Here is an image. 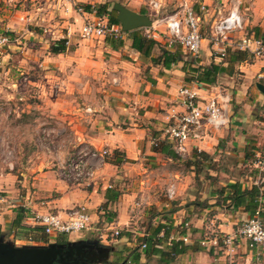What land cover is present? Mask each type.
Returning a JSON list of instances; mask_svg holds the SVG:
<instances>
[{"label":"crops","instance_id":"obj_1","mask_svg":"<svg viewBox=\"0 0 264 264\" xmlns=\"http://www.w3.org/2000/svg\"><path fill=\"white\" fill-rule=\"evenodd\" d=\"M26 1L27 7L23 4V9L8 11L13 13L8 22L6 18L10 14L0 16V29L21 32L18 38L15 34L8 35L10 40L0 52V74L32 70L35 77L23 86L11 81L0 87V137L6 136L10 128L19 127L33 136L37 146L26 148L19 144L15 150L2 140V156L8 147L14 155L15 166L14 152L22 158L18 174L0 167V192L8 200L0 202L1 232L12 240L18 236L15 243L35 244L44 234L41 230L27 234L13 224L22 214L18 208L24 209L21 222L28 223L34 210L64 214L76 205L86 204L91 229L67 238L77 240L88 233H102L97 222L106 208L117 212L115 218L107 221V228L118 226L128 230L129 207L139 206L144 209L141 217L145 223L141 228L145 227V232L158 224L166 227L170 224L169 239L185 236V243L192 246L172 264H264V258L256 259L245 238L235 236L238 224L252 215L243 207L215 203L218 190L227 183L238 181L242 188H250L259 177L256 160L264 153V94L256 84L264 85V55L253 57L246 51L251 55L248 59L236 60L234 51L236 43L244 36L264 40V0H238L244 29L231 34L225 56L216 55L208 30L196 58L199 65L222 66L223 72L214 84L186 82L182 61L169 68L154 64L148 56L132 48L131 36L123 31L118 38L121 43L109 34L81 38V25L96 15L86 11L83 5L93 7L107 0H76L72 4L63 0ZM118 1L138 12L148 10L145 0ZM179 1L161 0L162 9L171 3L172 12ZM2 2L10 4L9 0H0V4ZM202 2L207 4L210 29L215 13L219 17L228 10L229 0ZM199 5L200 2L193 4L196 11ZM81 6L83 11L77 9ZM166 36L160 32L154 39L173 50L177 45L168 48ZM58 40H64L65 48L52 52L51 44ZM152 54L157 56L158 50H153ZM38 72L43 77L38 78ZM185 85L201 97L219 94L229 101V124L208 132L207 137L195 144L209 155L211 162L204 165L211 177L201 184L196 183L193 171L183 173L177 166L192 156V144L186 156L178 155L177 159L153 145L154 138L159 142L164 140L160 131L171 112L182 109L177 94ZM18 86L33 95L15 94ZM7 120L13 123L9 125ZM25 120L27 123L20 127L18 122ZM45 122L51 126L45 127ZM41 125L46 136L53 133L55 142L49 144L51 136L49 141L40 142ZM79 146L109 151L96 183L88 187L63 179L58 170V163ZM188 166L194 170L193 165ZM261 174L263 180L259 185L264 191V168ZM170 188L172 196L167 191ZM114 195L115 199H108ZM260 201L264 203V196ZM182 231L185 233L181 234ZM25 235L35 241L21 240ZM225 238H231L232 252L228 250V243H224ZM203 240L206 244H201ZM132 245L115 247L123 256ZM139 252L141 263L145 256L143 250ZM133 257L134 253L128 255L126 263L132 264Z\"/></svg>","mask_w":264,"mask_h":264},{"label":"built area","instance_id":"obj_2","mask_svg":"<svg viewBox=\"0 0 264 264\" xmlns=\"http://www.w3.org/2000/svg\"><path fill=\"white\" fill-rule=\"evenodd\" d=\"M69 4L76 0H63ZM146 5L154 11L155 18H152V25L140 28L147 37L156 38L160 35L158 25H164L166 33V46L179 45L183 50L193 57H197L201 51L203 35V15L207 13V4L200 3L196 11L192 0H180L176 8L167 14H161V0H145ZM83 11L82 6L77 8ZM92 13H95L92 10ZM207 15V14H206ZM244 29L243 17L240 13L239 1L229 0V8L225 14H220L214 19L209 29V39L212 41L213 50L216 55L223 57L226 54L227 46L231 42V34ZM79 34L81 38H100L107 34L114 38H120L122 34L120 24H109L105 17L96 16L87 18L81 25ZM10 38L6 33L0 32V52ZM236 48L250 52L253 57L264 55V40L260 37L244 36L236 43ZM1 61V60H0ZM1 63V62H0ZM178 100L182 109L172 111L171 117L161 129V138L171 142L173 151L185 157L192 144L197 152L200 149L195 145L207 137L208 132L220 130L229 124L227 114L228 99L220 97L219 94L209 98L201 97L200 94L188 85L178 90ZM154 144V141H153ZM108 150L106 148H95L91 146H79L65 159L58 163L60 176L74 184L91 186L96 183L98 171L105 163ZM5 155L0 162L4 169L13 170L15 167L14 155L10 148H6ZM256 165L259 170V177L256 184L262 182V171L264 168V153L257 157ZM2 171H4L1 168ZM110 187V185H108ZM172 196L173 189L167 190ZM7 198L0 192V202H7ZM28 224L39 226L44 235L53 234L81 235L91 229L90 214L86 204H79L66 210L64 214L57 211L34 210L28 217ZM119 231L113 230L112 236H117ZM147 236V233H144ZM245 238L248 246L254 251L257 260L264 258V222L259 216V210L247 220L238 224L236 235ZM97 237L101 242H106L108 235L98 233ZM185 242L187 238L181 237ZM228 243V250L232 252L231 238H225ZM201 244H206L205 240ZM145 247L144 244L141 245ZM258 264H261L260 262Z\"/></svg>","mask_w":264,"mask_h":264},{"label":"trees","instance_id":"obj_3","mask_svg":"<svg viewBox=\"0 0 264 264\" xmlns=\"http://www.w3.org/2000/svg\"><path fill=\"white\" fill-rule=\"evenodd\" d=\"M114 0H107L104 3L96 4L93 7L89 4L83 5L86 11H95V14L99 17H105L108 19L109 24H119L116 20V12L111 9L112 2ZM141 13H147V11H141ZM128 33L132 38V48L136 51L148 56L154 64H162L164 68H169L173 64L179 61L183 62V70L185 73L184 80L186 82H197V83H208L214 84L218 75L223 72V68L219 64L211 63L209 65H199L198 59L196 57L190 56L188 53L184 54L179 45L175 46L172 50L166 49L164 46L159 44L155 39L147 37L143 32L138 29L123 31ZM121 43L118 38L116 39ZM64 40H58L51 44L52 52H61L64 50ZM158 50V55L153 56V50ZM236 60L248 59L249 55L245 50H235ZM226 55V54H225ZM161 136V131H160ZM164 139V138H162ZM154 147L160 148V151L168 155L173 159H177L178 155L173 151L172 144L170 141L164 139L158 141L157 138L153 139ZM210 162V157L208 154L196 150L192 151V156L185 161L187 165H193L195 170V175H198L200 169L205 167L204 165ZM211 162L208 165H210ZM206 166V167H207ZM196 177V176H195ZM264 196V191L261 190V185L253 184L250 188H242L238 181L229 182L222 186L218 190V197L216 199V204L229 205L233 208L243 207L251 215H253L256 210H259V216L264 222V203L260 201V197ZM108 198V196H107ZM116 195L109 197L108 199H115ZM205 205V202L202 206ZM21 212V216L16 217L13 220V224L18 226L24 233H29L33 230H41L39 226L30 225L28 223H22L21 217H23L24 209L18 208ZM147 236L143 234L139 239L140 244H138L137 249L141 248L144 244L143 254L145 256V261L153 259V256L157 257L158 264H172L175 258L191 249V245L186 244L182 239H169L171 234L170 224H158L149 231H146ZM184 234L185 232H180ZM0 234H2L0 230ZM20 236V235H19ZM15 236L13 240L17 239ZM31 239V238H30ZM218 244V242H216ZM140 252H134L133 264H138L140 260Z\"/></svg>","mask_w":264,"mask_h":264},{"label":"rangeland","instance_id":"obj_4","mask_svg":"<svg viewBox=\"0 0 264 264\" xmlns=\"http://www.w3.org/2000/svg\"><path fill=\"white\" fill-rule=\"evenodd\" d=\"M9 1H10L9 5L7 3H4V2H2L0 4V6H1L0 16L3 17V15L10 14L9 17L6 18L7 22L9 21V18L13 14V13H9L8 11L15 12L17 10L23 9L21 5H23L24 2H27L26 0H9ZM192 1H193V3H196V4H198V2H200V3L202 2V0H192ZM227 4H229V3L227 2ZM25 6L27 7L26 3L23 5V7H25ZM171 6H172V4L168 3L165 8H163V9L161 8L162 9V10H160L161 14L164 15L165 13L170 12L172 10ZM147 12H148L149 16L151 17V19L155 18L154 11L151 10L149 7H148ZM206 14L203 15V31H202V33H203L204 36L207 37L210 23H207V15ZM214 16H215L214 19L218 18L217 13H215ZM3 22L4 21L2 20L1 23H3ZM0 27H1V25H0ZM157 28H158L159 32H161L162 35L165 34L164 25H158ZM140 30L142 32L144 31L142 29H140ZM0 32L1 33L2 32L6 33L9 36L13 35V34H15L14 36L18 35L17 38L20 36V33H21V32H18V31H15V32L7 31V29L6 30L5 29H0ZM200 53H201V51L199 52V54ZM32 72L33 71L30 70L28 73L27 72L20 73L19 71H16V73L9 72V74H0V87L1 86L5 87V85L10 83L11 81L12 82H16L18 84L21 83L22 86H23V84L28 83L30 78H34L35 77L34 76L35 74L32 75ZM38 75H39L38 78H41V76L43 77V74H40L39 72H38ZM14 93L15 94L20 93L21 95H26L27 97H30V96L33 95L32 92H29L28 89H26L25 87H20V86H18L16 88V91ZM8 118H10V115L8 116ZM12 118H15V117H12ZM7 123H9V125H10V123H13V122H9L7 120ZM18 123H19L18 125L20 127H23V124H25L27 122L25 120L23 122H18ZM44 126L45 127L46 126H51V123L45 122ZM18 128H16V129H14V128L11 129L10 128V130L8 129L9 131H8V134L6 136L4 135L2 139L0 137V160L2 158L1 148L4 147V146H1L2 140H5L6 141L5 143L8 142L9 145L11 147H13L14 149L19 144H20V146L22 145V146H24L26 148H28L29 146L35 148V145L37 146V144L34 143L33 136L29 135V133H27L26 129H23V128L22 129H18ZM42 128L43 127L41 125L40 126L41 137L39 138L41 143H43L44 141H49L50 136L53 137L52 136L53 133H51L50 136H46V133L44 131H42ZM23 132H25V133H23ZM55 135L56 134L54 133V136ZM43 136H45L46 138L43 139ZM53 138H51V140H50L51 143L49 141V144H52V141L55 142L54 140H56V139H55V137H53ZM14 153H15V156H16V159H17V164H16L15 168L13 170H10V171H14V173L18 174L21 171L20 160H21L22 157L19 156L20 154H17V152H14ZM177 166H178L179 171H181L183 173L189 170V171H193L194 175L196 174L195 171L193 169L191 170L189 168V166L187 165V163H185V160L182 161V163L180 162L179 165H177ZM0 167H3L1 162H0ZM5 171H9V169L6 168ZM208 171H206L205 167L200 169V171L198 172V176L196 175V183L197 184H201V182H203L204 179H206L207 177H211L210 175H208V173H207ZM209 173H210V171H209ZM115 212L116 211H113L112 208H110V209L106 208L104 210V213H102L103 217L99 218V220L97 222V224L99 226L98 228L100 229L99 231H102L103 233L108 235V238H107V241H106L107 243L106 242H103V243L111 245V246H117V245L126 244V243L127 244H134L131 247L129 246L130 249H128V251L125 252L126 256H128V255H130V254H132L134 252H137V250H138V252L143 250L144 248H142V247L139 248L140 250L137 249V246H138V244H140L139 239L141 238V236L145 232L144 231L145 227L143 229L141 228V225H143L145 223L144 218L141 217L143 212H144V209L142 207H139V206H136V208H134V209H131V207H129V215L130 216L128 218V220H129V227L127 228L128 230H126L125 228H122V227H118V226L117 227L114 226V228H111V229L107 228V221L110 220V219H113V217L114 218L116 217L117 212L116 213ZM105 228H107V229H105ZM114 229H117L119 231V234L117 236H115V237L112 236V233H113ZM97 234H98V231H97ZM61 235L65 236V237L73 236V235H67V234H53V235H50L48 237V236L44 235V237L41 240H37L35 244H39L40 242H38V241H41L42 242L41 244H47V243L53 241L56 237L61 236ZM86 236H95V237H97L96 233H91V234L88 233V235H86ZM21 240L35 241V240H29L26 237V235L24 236V239L22 238ZM16 244L20 245V244H23V243L17 241ZM24 244H27V243H24ZM123 246L124 245H122V247ZM138 264H158V263H157V259H155V260L154 259H149L148 261H144V262H141V263H138Z\"/></svg>","mask_w":264,"mask_h":264},{"label":"water","instance_id":"obj_5","mask_svg":"<svg viewBox=\"0 0 264 264\" xmlns=\"http://www.w3.org/2000/svg\"><path fill=\"white\" fill-rule=\"evenodd\" d=\"M111 9L116 12V20L122 31L149 27L152 19L149 14L141 13L115 0ZM257 88L264 94V85L257 83ZM89 240L77 239L65 242L52 241L47 244H16L5 234H0V264H81L83 259L89 264L118 262L119 250L115 246L90 244Z\"/></svg>","mask_w":264,"mask_h":264},{"label":"flooded vegetation","instance_id":"obj_6","mask_svg":"<svg viewBox=\"0 0 264 264\" xmlns=\"http://www.w3.org/2000/svg\"><path fill=\"white\" fill-rule=\"evenodd\" d=\"M67 238L68 237H65V236L61 235V236L56 237L53 241L63 243V242H65L67 240ZM83 239L89 240L90 241L89 242L90 244H96V241L104 244L103 242H101V240H99L95 236H85V237H83ZM118 254H120V252H118ZM126 257H127L126 255H123L122 256V253H121V255H119L118 262L115 263V264H126V262H127ZM79 263H81V264H89V262H87V261H85L83 259L79 260ZM70 264H73V261H71ZM94 264H104V263H94ZM105 264H107V263H105Z\"/></svg>","mask_w":264,"mask_h":264}]
</instances>
